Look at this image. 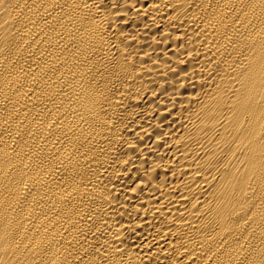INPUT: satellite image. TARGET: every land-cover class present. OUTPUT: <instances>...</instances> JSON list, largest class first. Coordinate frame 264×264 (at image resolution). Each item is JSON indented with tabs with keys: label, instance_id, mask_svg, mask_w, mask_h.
I'll return each mask as SVG.
<instances>
[{
	"label": "bare ground",
	"instance_id": "1",
	"mask_svg": "<svg viewBox=\"0 0 264 264\" xmlns=\"http://www.w3.org/2000/svg\"><path fill=\"white\" fill-rule=\"evenodd\" d=\"M0 264H264V0H0Z\"/></svg>",
	"mask_w": 264,
	"mask_h": 264
}]
</instances>
